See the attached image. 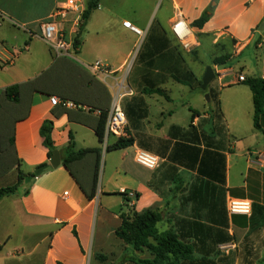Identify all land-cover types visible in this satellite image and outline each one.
<instances>
[{"label":"crops","instance_id":"obj_1","mask_svg":"<svg viewBox=\"0 0 264 264\" xmlns=\"http://www.w3.org/2000/svg\"><path fill=\"white\" fill-rule=\"evenodd\" d=\"M67 1L0 0V134L8 124L12 128L8 138L0 136V162L6 164L0 170V182L4 181L0 188L16 185L19 172L28 177L49 165L40 133L46 121L53 123L52 140L62 162L29 184L24 181L16 194L0 202L10 201L15 217L10 220L0 206V216H5V220L0 218V264H136L134 257L152 259L148 251L140 254L124 244L116 231L121 214L161 211L167 202V215L158 228L163 232L175 225L176 229L178 218L190 220L189 241L196 248V264H240L242 246L264 248V168L254 161L255 156L250 157L258 151L243 142L259 133L247 81L264 79V0H153L151 10L146 4L126 5L128 0H100L82 32L83 14L68 15L63 29L68 37L79 39V49L56 56L41 38L40 26ZM158 3L161 7L155 11ZM209 9V21L202 28L194 27ZM178 15L199 39L200 47L193 53L184 52L172 33ZM127 21L145 32L144 39L123 26ZM251 47L253 59L245 56ZM134 53L128 84L135 94L123 100L128 137L134 144L108 152L97 128L100 112L112 105L120 74L97 77L90 67L101 61L117 72ZM217 59L220 65L214 64ZM208 67L215 78L203 89ZM241 75L245 82H239ZM13 86H18L17 102L7 98L6 91ZM154 90L163 94L147 93ZM211 93L217 96L219 127L210 113L215 98ZM195 96L203 100L202 108L189 106L190 117L179 123L177 100ZM52 97L91 112L55 107ZM193 112L200 115L193 119ZM261 125L264 128V118ZM191 126L197 130L196 142H180ZM71 137L78 150H100L104 165L95 192L96 154L64 166L63 150ZM179 143L200 148L199 160L205 150L222 154L225 184L221 181L223 162L217 154L204 158L209 177L198 172L199 165L187 169L178 163L182 156L188 162L186 156L191 155ZM7 148L13 149L10 163L2 153ZM138 150L159 157L160 166L151 170L138 164ZM239 152L245 155L239 157L240 164L233 163ZM201 185L203 189L197 192ZM180 186L184 191L177 190ZM191 188L196 200L185 204L182 199ZM131 192L136 199L130 197ZM231 199L251 202V214L231 213ZM193 222L205 230L203 237H195ZM263 256L264 250L259 249L252 262L264 264Z\"/></svg>","mask_w":264,"mask_h":264},{"label":"trees","instance_id":"obj_2","mask_svg":"<svg viewBox=\"0 0 264 264\" xmlns=\"http://www.w3.org/2000/svg\"><path fill=\"white\" fill-rule=\"evenodd\" d=\"M100 0H91L87 10L83 14V26L81 28V32L83 31V27L85 23L88 21L91 12L94 9H97L99 6ZM211 9L207 10L202 17L197 20L193 25L196 28H202L211 17ZM81 37V36H80ZM78 38L75 41V45H78ZM221 60H215V65H220ZM201 87V82L198 84ZM247 85L250 87L253 93V103H254V126L255 128L264 133V128L261 125V120L264 118V79L261 77L250 78L247 81ZM202 93H205L202 88H200ZM147 93L153 94H163L161 90L148 91ZM7 98L13 102L18 101V86H13L7 89L6 91ZM213 97L217 98L215 94ZM218 105V103H217ZM199 113L193 112L192 118L199 116ZM107 112H101L100 122L97 128V135L101 143H103L104 139V131H105V122H106ZM52 131H53V123L50 121H46L41 128V136L44 140V146L48 149L49 157L52 156L53 152L57 149L54 146V142L52 140ZM182 143H194L197 140V130L191 126V130L187 133H184L180 136ZM134 144V140L131 137L128 138H120L118 140L113 141L107 148L108 152L117 151L121 149H126L131 147ZM182 147L187 148L190 157L186 156L189 160L188 162H184V158H178V163H180L183 167L187 169H194V165L198 166V172L200 174L209 175V171H205L204 169V158L206 155L217 154L216 152H212L210 150H205V154L202 159L199 160V155L201 154V149L197 147H192L190 145L181 144ZM209 147V146H208ZM189 150H192L191 152ZM64 157V166L68 168L69 165L75 161H79L87 157L89 154H96L98 156L97 164L95 167V175H94V192L98 188L99 176H100V159L101 153L98 149H80L78 150L74 141V138L71 137V140L68 146L63 150ZM195 154V155H192ZM222 160V183L225 184V168H226V159L222 154H217ZM195 156V157H194ZM174 160V158H173ZM177 159H175L176 161ZM190 163H193L190 164ZM26 176L19 172L18 183L13 186L0 188V202L7 197L13 196L17 193L18 188L25 181ZM209 182L206 184V189L209 190ZM197 189V192H200L203 187ZM184 186H180L177 190L184 191ZM196 192V191H195ZM27 194V192H26ZM194 194L193 188L189 189L188 197L182 199L185 204L189 202H194L196 198L192 197ZM125 201H129L125 194ZM92 194L91 197H93ZM203 202V200H199V203ZM170 205V202L166 203L164 210H147L142 214H139L135 211H131L128 214H121V226L117 229L116 235L119 239L123 241L124 244L131 247L135 252L143 254L145 251H148L149 254L153 257L152 259H140L138 257H134L132 261L136 264H196L193 262V256L196 253V248L194 245L190 243V220L186 218H178V223L172 226V228L161 232L158 228V225L162 223L167 215V210ZM173 218V215H171ZM215 221V220H214ZM195 227V237L202 236L205 234V230L200 227L199 223L193 222ZM126 256V255H125ZM102 260V259H101ZM126 261V258H124ZM198 264H210L209 262L202 261Z\"/></svg>","mask_w":264,"mask_h":264},{"label":"built area","instance_id":"obj_3","mask_svg":"<svg viewBox=\"0 0 264 264\" xmlns=\"http://www.w3.org/2000/svg\"><path fill=\"white\" fill-rule=\"evenodd\" d=\"M89 0H68L65 5L57 8L49 21L41 24V38L49 46L50 50L56 56L69 55L71 50L79 49V44L75 45L77 38L68 37L63 29V24L66 22L68 15L71 12H76L80 15L84 14L85 6ZM3 24V19L0 17V27ZM78 26V25H77ZM123 26L137 35L139 38L144 39L145 32L131 22H124ZM77 31L79 26L76 28ZM172 33L179 42L182 50L186 53H193L200 47L199 39L197 38L192 26L183 18L178 15L172 24ZM76 31V32H77ZM79 42V39H78ZM136 61V54L130 55L123 66L117 72H112L107 69L101 61H97L90 68L95 76L108 77L115 73L120 74V79L115 84V93L110 109L107 111L105 122V131L103 139L104 150H107L112 139L118 140L120 138H128V119L125 109L123 107V100L126 97L134 96L135 91L128 84V78L133 70ZM246 78L239 76V82H245ZM51 104L55 107H62L68 110H77L84 112H91L90 109L74 102L63 101L57 97L51 98ZM101 115V112H100ZM256 157L259 166L264 168V152L258 151L250 153V157ZM136 162L145 168L154 170L160 166V158L143 150H138L135 154ZM130 197L136 199V194L131 192ZM229 210L233 214H246L252 212V204L246 200L231 199L229 203Z\"/></svg>","mask_w":264,"mask_h":264},{"label":"rangeland","instance_id":"obj_4","mask_svg":"<svg viewBox=\"0 0 264 264\" xmlns=\"http://www.w3.org/2000/svg\"><path fill=\"white\" fill-rule=\"evenodd\" d=\"M152 1L153 0H128V3L130 6L132 5H140V6H145L146 4V9H149L151 10L152 9ZM161 7V4L158 3L157 6H156V9L155 11H158ZM163 11V9H162ZM161 11V12H162ZM163 13V12H162ZM254 47H251L246 53H245V56H248L250 58H254ZM195 59H198L197 56H195ZM194 60V59H193ZM132 79H133V76H132ZM131 81V79H130ZM211 95H213V93H211ZM213 105H214V109L210 112L212 117H214L215 119V127H219L220 124H219V117H218V113H217V109H216V98L213 99ZM123 104V103H122ZM189 106L193 107L194 109H201L202 106H203V100L201 99V97H197L195 96L194 98L193 97H185V98H182L181 100H177V103H176V110H177V118H178V122L179 123H186L188 117H190V111H189ZM12 133V128L9 126V124L6 126V129L3 127L2 129V134H0V136L2 137H9V135ZM7 137V138H8ZM246 143V145H249V147H251V150L252 151H263L264 150V133L260 132L257 133V135L255 136H247V138L243 141ZM2 153L6 156V162L10 163L12 161V158H13V149H10V148H7V152H3L2 150ZM245 155L243 152H239L237 154V156H234L232 161L233 163H239V157L240 156H243ZM238 164V166H239ZM103 165H104V160L100 159V173L102 172L103 170ZM6 166V164H3V166L1 165V162H0V170H1V167H4ZM2 183L4 181H1ZM0 182V183H1ZM1 208H4L5 210V214H7L6 217H8L10 220L14 221L15 220V217L13 215V211H11V208H12V205L10 203V201H5V203H1L0 204ZM7 210V211H6ZM10 210V211H9ZM2 217V220H5V216H0V218ZM241 251H242V254H241V263L240 264H255L254 262H252V258L253 256L255 255V252L257 254L258 250L260 249L262 252L264 250V248H253V247H249V246H246V247H241L240 248ZM238 253V252H237ZM264 257V256H263Z\"/></svg>","mask_w":264,"mask_h":264},{"label":"water","instance_id":"obj_5","mask_svg":"<svg viewBox=\"0 0 264 264\" xmlns=\"http://www.w3.org/2000/svg\"><path fill=\"white\" fill-rule=\"evenodd\" d=\"M215 78V73L211 67H208L204 78H203V89H206L207 86L211 83L212 80ZM62 164L61 162V154L59 151H54L52 156L50 157L49 165L43 166L35 170L34 174L32 176H28L25 178V183L29 184L34 177H39L41 176L49 167H52L54 169H57L60 165Z\"/></svg>","mask_w":264,"mask_h":264}]
</instances>
